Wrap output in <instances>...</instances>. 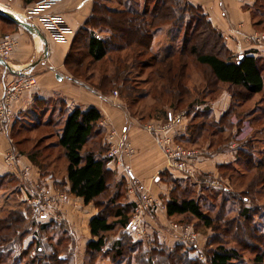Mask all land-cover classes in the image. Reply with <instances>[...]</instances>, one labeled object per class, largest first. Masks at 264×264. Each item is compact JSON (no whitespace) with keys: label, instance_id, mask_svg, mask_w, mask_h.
<instances>
[{"label":"rangeland","instance_id":"1","mask_svg":"<svg viewBox=\"0 0 264 264\" xmlns=\"http://www.w3.org/2000/svg\"><path fill=\"white\" fill-rule=\"evenodd\" d=\"M42 1L0 0V7L11 12L16 11L19 13L21 11L24 17H18L31 24L32 18L30 15L39 16L38 14L40 13H36L35 10ZM145 1L93 0V9L100 4H104L111 9H120L122 8L121 5L125 3L139 4L141 8ZM256 15H258V12H256ZM19 30L27 34L24 29L0 19V44H3L7 39H13L15 43L11 52L6 55V62H12L13 56L16 54L18 47H20ZM100 30L103 29H95L94 34L102 38L105 36L106 29L103 30L104 33H101ZM153 36L154 46L152 52L146 55H138L139 51L135 49L134 56L130 52L122 54L111 53L101 62L94 63L90 60H84L85 65L82 66L83 68L81 67L83 69L81 72L83 78L78 80L71 79V82L90 91L91 85H99L105 75L113 76L116 68L122 69L123 78L127 76L128 81L124 83V80H120L119 83L121 85L117 86L105 98H113L120 101L125 117L140 119L144 123L143 129L152 122L163 123L165 121V113L173 111L171 109H175L174 112H183L184 114L187 111L192 112L193 108L190 110L189 107L194 101L195 104L196 101L198 103L203 102L208 109L214 106L212 111L209 109L211 112L209 117L206 116L205 118L202 113L201 117L196 119L195 122L199 124L205 123L208 126L211 124V120L214 119L216 121L215 118H219L225 112L230 110L233 113L230 130H221L220 127L215 129L206 128L194 139V143L181 142V145L186 149L195 150L199 153L198 159L192 165L194 169L192 175H184L186 179L180 180L176 176L177 173H181L168 168V171L164 172L167 174L163 179L161 178L164 175L163 172L157 177L163 181L159 182L161 187L169 184L166 187L169 190L168 195L173 190L174 184L181 190L187 188L189 192L187 196L198 201L202 213L212 220L213 226L208 228L204 222L189 215L169 219L166 211L162 212L160 210L158 214L148 216L143 226L145 231L141 234L126 231L121 233L118 228L116 231L106 235L109 249L113 243L119 240L124 244L123 249L120 250L122 251L121 256L117 257L115 250L112 256V250L109 251L108 249L107 255H101L95 260L88 257L83 249L84 243L91 237L87 229L89 228V226L87 227L88 214L81 212L85 208L88 210V208L82 201L77 204V199L71 196L65 188L64 180L67 163L63 150L56 147L58 135L71 109H65L58 100V102L47 103L45 107L37 108L38 111L45 110L43 116H39V114L38 117L34 113L35 118L29 117V114L28 119H19L17 121L18 125L16 124L18 129L16 128L12 131L10 136L12 146L21 155L28 157L32 150L43 152L41 161H43L44 169H42V172L52 175L61 184L58 188V191H60L58 200L54 201V198L49 197L48 201L50 202L41 201L40 205L42 208L38 213L35 212L33 203H30L31 205L28 206L29 208L25 213L30 223H36L37 226H47V232L42 231V236H38V228L35 227L32 233L28 234L23 241L18 237L15 242L11 243V246L1 248L0 264H172L173 261L176 264H185L184 260H173L174 257L168 254L169 252H175L176 248L183 249V253L186 250L188 252L187 259L199 264H208L207 260L212 251L220 246L236 252L238 257L233 264H264V259H262V262L257 259L259 256H264L263 95H257L252 100L247 101L246 94L243 91L221 84L218 86L217 93L211 95L207 90L213 86L212 81L209 82V77H206L201 70L189 61L188 69L185 73L187 76L183 81L182 79L180 81L187 85L192 92L195 90L194 94L191 93V96H188L190 98H186L184 101H179L178 97L169 96L170 84L168 75L166 74L164 78L156 75L155 68L157 69L159 65L153 57L159 61L179 52L184 40V32L179 28L168 26L155 30ZM87 38V35L80 37L77 39L76 45L73 46L72 56L74 57L72 59L75 60L71 62L72 66H70L73 69L77 68L76 61L86 56ZM41 45L39 44V46ZM43 53L44 46L42 45L41 61H48L49 58L45 59ZM120 57L122 60H120ZM136 57L138 58L136 59ZM178 58L179 56L176 55L174 60ZM235 58L238 57H233V59ZM147 61L154 64V66L146 69L141 68L140 63ZM177 61L175 66L180 70ZM125 62L128 68H125L126 66L123 64ZM134 62L136 63L135 65ZM0 68L3 71H9L2 65H0ZM11 68L15 70L14 67ZM262 70L264 77V66ZM28 77L30 76H15L9 86ZM132 87L135 88V94L131 92ZM90 92L100 95V93ZM129 93H132L131 97H129ZM202 94L205 97L201 96ZM233 94L237 96V98L233 96L235 101L231 96ZM228 96L230 97V105ZM134 99L136 100L135 105L132 103ZM199 111L202 112V110ZM10 114H8L6 119L10 117ZM38 118L41 120L40 123L43 127H38ZM191 120H188L186 116L188 124L191 123ZM46 122H51V125H44ZM241 123L244 124L243 131L240 128L242 126ZM122 133H125L134 148L126 132L123 131L120 134ZM245 141L248 142L246 146H244ZM239 147H246V160H239L238 155L235 153ZM88 149L90 148L87 147L86 151ZM16 159L17 156L12 153L6 156L5 163L14 167L16 166ZM216 164L225 165L219 169L217 176L215 175ZM26 174L28 172L24 175ZM116 177L118 178V176ZM204 177H206L207 184L202 183ZM6 180L0 183V219L8 218L13 214L14 210L24 207L23 196L15 190V187L18 189L19 186L13 184L12 180H9L10 184H8L9 181ZM179 182H181V185H178ZM159 186L154 188L156 193L152 190L147 191L158 199L161 205L166 207L168 197H165L164 192L158 190V188H161ZM116 187L113 186L108 192L109 198L114 197L116 201L124 203L129 200L132 204H135L139 192L135 195L131 194L128 184L126 186L121 185L120 188H118L119 186ZM224 188H226V191H224ZM118 191L120 194L118 193L119 195L116 198L114 194ZM46 196L49 195L46 193ZM69 199L73 201L69 202ZM58 201L61 202V206ZM47 204L51 205L48 206ZM57 205L60 207H57ZM89 207L94 210L95 205L90 204ZM108 214L113 215L114 210L109 209ZM130 215V220H134L136 216L135 208L130 212ZM172 225H177L180 229L176 231L172 228ZM56 227H63V229L55 231ZM70 235L72 236L71 239ZM91 239L93 238L91 237ZM33 243H35V246L31 245ZM136 245L139 246L137 250L134 248ZM155 251L163 253V255H153L152 252ZM107 256L109 257L107 258Z\"/></svg>","mask_w":264,"mask_h":264},{"label":"trees","instance_id":"2","mask_svg":"<svg viewBox=\"0 0 264 264\" xmlns=\"http://www.w3.org/2000/svg\"><path fill=\"white\" fill-rule=\"evenodd\" d=\"M134 5L125 3L121 5L122 8L120 9H111L104 4L94 7L85 27L77 32L66 59V68L72 79L78 80L83 78L81 72L83 70L82 66L85 65L84 60H90L94 63L101 62L111 53L122 54L130 52L134 56L135 49H138V55H146L152 52L154 31L169 26L179 28L181 31L183 30L184 40L181 49L176 54L159 61L153 57L159 65L157 69L155 68L156 75L162 78L166 74L168 75V81L171 86H169V96L173 98L178 97L179 101H184L186 98H190L188 96H191V93L194 94L195 90L192 92L187 85L180 81L186 78L187 74L185 73L188 69V62L191 61L206 77H209V82L212 81L213 86H209V91L206 89L211 95L217 93L218 86L221 84L243 91L246 94L247 101L252 100L260 94L264 98V77L262 70L264 60L247 55L233 59L235 56L227 48L222 33L212 26L208 16L201 7L192 5L188 0H146L141 8L139 4ZM255 8V12H258V14L264 11V0H258ZM95 29H106L105 33L103 30H100L105 36L96 39V35L94 34ZM84 35L88 37L86 40V56L78 59L76 61L77 68L73 69L70 67L72 66L71 62L75 60L72 59L74 57L72 56L73 46L76 45L77 39ZM176 55L179 56L178 61L174 60ZM120 60H122L121 57ZM176 61L180 70L175 66ZM126 62L123 64L126 66L125 68H128ZM140 65L141 68L145 69L154 66V64L148 61L141 62ZM114 72L113 76L105 75L99 85L92 84L91 89L89 88L90 91L100 93L105 98L117 86L121 85L119 83L120 80H124V83L128 81L127 76L123 78L124 73L122 69L116 68ZM134 89L132 87L131 92L135 94ZM132 93H129V97H131ZM201 96H204V94ZM231 96L235 101L233 96L235 98L237 96L234 94ZM234 101L232 102L234 103ZM135 102L136 100L134 99L132 103L135 105ZM200 105L205 106L202 112L197 108ZM61 106L65 107L64 103H61ZM206 107L207 105L203 104V102L198 103L196 101L195 104L194 101L191 103V107L189 108L190 110L193 108V111H187L185 114L188 119L192 120L186 128L184 137L178 140L180 144L183 141L187 143L195 141L194 139L206 128L215 129L220 127L221 130L231 129V116H233V113L230 110L225 112L219 121L211 120V124L208 126L205 123H196V119L201 117L202 113L205 118L206 116H210V108ZM171 110L175 111V109ZM44 111L37 110V116L39 114V116H43ZM166 115L167 112L165 113V119ZM103 118L102 113L95 107L88 109H82L81 107L73 108L65 118L56 144L57 148L63 150L67 163L66 174L68 182L64 184L65 188L71 196L83 200L84 205L93 204L97 210L96 216L89 222L90 235L93 239L87 244L85 252L88 257L94 258V260L101 255H107L109 244L107 246L106 235L116 231L118 228L121 233H124L125 226L131 219L130 212L135 208V204H132L129 200L124 203L116 201L114 197L109 198L108 192H110L113 186L115 188L119 186L118 188H120L121 185L126 186L128 182L125 179H118L116 172L107 167V155L110 150V144L107 140H104V131L99 126ZM38 121V127H43L40 123L41 120L39 119ZM44 125L50 126L51 122H46ZM241 125L240 128L243 127L242 123ZM16 128L17 126L13 128V131ZM246 143L248 142L245 141L244 146H246ZM87 147L90 148L88 151H86ZM246 151V147H239L235 151L239 160H246ZM28 158L39 168L42 175H47L42 172V169H44L43 161H41L43 152L32 150ZM224 166V164L219 166L218 171ZM163 174L162 179L167 173L163 172ZM161 178L158 179L163 182ZM6 179L8 181L12 180L13 184L14 182L17 183L12 177L2 178L0 179V183ZM217 179L220 178L217 177ZM202 183L207 184L206 177L202 179ZM8 184H10V181ZM60 185L58 184V186ZM178 185H181V182ZM224 191H226V188H224ZM118 193L120 194L119 191L114 194L116 198L119 195ZM187 194H189L187 188L181 190L174 184L173 190L170 191L166 202L167 217L173 219L189 215L204 222L208 228L212 227V220L202 213L198 201L188 197ZM28 208V206L24 205L23 208L14 210L10 217L0 219V249L11 246V243L15 242L18 237L23 241L28 234L32 233L35 227L38 228V236H42V231L47 232V226H37L36 223H30L25 214ZM109 209L114 210L113 215L108 214ZM55 229V231H61L63 227H56ZM66 236L68 237V235ZM69 237L70 239L72 238L71 235ZM31 245L35 246V243ZM123 247L124 244L119 240L111 245L109 251L112 250L113 256V251L115 250L118 257L121 256L122 251L120 250ZM134 248L137 250L139 246L136 245ZM182 251L183 249L176 248L175 252H169L168 254L174 257L173 260H184L185 264H199L187 259L188 252L184 250L185 253H183ZM152 254L163 255V253L157 251L152 252ZM237 257L238 255L235 251L227 250L220 246L212 251L207 261L208 264H233ZM257 259L262 262L264 256H259ZM172 264L176 263L173 261Z\"/></svg>","mask_w":264,"mask_h":264},{"label":"crops","instance_id":"3","mask_svg":"<svg viewBox=\"0 0 264 264\" xmlns=\"http://www.w3.org/2000/svg\"><path fill=\"white\" fill-rule=\"evenodd\" d=\"M45 1L47 0H43L40 4ZM188 1L204 10L212 26L222 33L226 46L233 56L241 57L247 55L264 60V45L256 40L258 35L264 34V11H262L261 15H256L255 12L258 0ZM93 4V0H63L38 14L39 16L30 15L32 18L31 24L36 25L47 40L49 49L48 61H40L35 67H30V65L40 60L42 45L39 46L41 43L38 39L27 32L25 34L22 30H19L20 47H18L16 54L13 56L12 62L7 61L11 67L15 68L14 71H17L18 75H14L10 71H3L0 68V97L15 76L28 75L37 78V86L23 93L12 104L10 108L11 114L9 112L10 117L6 119L2 132H0V179L12 177L17 182H14V184H17L19 188L15 187V190L23 196V203L26 206L33 203L34 208V201L39 199L38 196L43 197L47 202H50L48 201L49 197L54 198V201L58 200L60 193L58 191L59 183L52 175H42L39 168L28 157L18 153L12 146L10 136L19 119H28L30 116L34 118V113L37 112L36 109L45 107L49 102L59 100L64 103L66 109L70 108L71 110L75 107H81L82 109L97 108L104 117L100 127L104 131V140H107L109 144L111 140L113 143L116 142L117 135L121 132H126L136 153L132 158L125 159L122 166L112 169L116 172L118 179L123 178L128 182L125 171L130 169L136 175L139 187L156 193L154 188L160 185V181L157 178L158 175L168 171L169 168L167 160L160 151L155 139L143 129L144 123L140 119L126 118L120 101L113 98H103L86 90L85 87L78 84L74 85L71 82L72 77L66 68V59L77 32L84 28L91 16ZM12 13L17 16L24 15L21 11L19 13L13 11ZM228 102L230 105V97ZM213 107L210 108L211 111ZM197 108L203 111L205 106L200 105ZM221 117L215 118L216 121H219ZM187 125L188 122L182 128L183 131L178 136V140L184 137ZM113 132H116L114 138H112ZM12 153L17 156L16 166L14 167L5 163L6 156ZM221 165L223 164H216V176L218 175V167ZM27 170L28 174L26 175L29 176L25 178L24 174L27 173ZM182 174L177 173L176 177L180 180L186 179L185 174ZM64 182H68L67 174ZM163 186L161 187L160 185L159 187L161 188H158V190L164 192L165 197H168L169 190L166 188L167 185ZM45 192L49 196H46ZM76 199L77 204L80 201L83 202L79 198ZM71 201L73 200L69 199V202ZM58 203L60 206L62 205L61 202L58 201ZM60 206L57 205V207ZM86 207L88 210L85 208L81 212L88 214V227L90 220L96 216L97 210L95 208L94 210L91 209L89 205ZM87 229L90 235V230L89 228ZM90 241H92L91 237L84 243V252H86V246Z\"/></svg>","mask_w":264,"mask_h":264},{"label":"built area","instance_id":"4","mask_svg":"<svg viewBox=\"0 0 264 264\" xmlns=\"http://www.w3.org/2000/svg\"><path fill=\"white\" fill-rule=\"evenodd\" d=\"M62 1L63 0H47L38 5L35 12L42 13ZM95 38L99 39V36L96 35ZM256 40L264 45V34L258 35ZM14 44L13 39H7L3 44H0V58L5 60V58H7L6 55L11 52ZM36 86L37 78L30 76L25 80L11 84L3 92L0 98V132H2V128L4 126V122L6 121V117L10 112L11 105L16 99H18L19 96ZM115 95H117V93H115ZM185 121L186 115L183 112L169 111L163 123L152 122L147 124L144 130L154 137L158 147L167 160L169 169L190 176L194 173L192 165L196 159H198L199 153L195 150L186 149L177 142L178 136L181 135L182 128L186 125ZM115 136L116 133H113L112 138ZM110 142V150L107 155V167L110 169L122 166L124 160L133 156L135 153V150L128 141L125 133L117 135L116 142L113 143L112 140ZM125 175L129 183L128 186L130 193L135 195L139 192L138 198L135 200L136 216L134 220H130L127 223L125 231L129 233L141 234L145 231L143 226L145 221L148 219V216L158 214V211L160 210L164 212L166 211V207L161 205L159 200L154 198L146 189L139 187V182L132 170H126ZM24 177L26 178V175H24ZM38 197L39 199L34 201V210L36 213L41 211V201H46L43 197ZM47 205L50 206L51 204ZM172 228L176 231L180 229L177 225H172Z\"/></svg>","mask_w":264,"mask_h":264},{"label":"water","instance_id":"5","mask_svg":"<svg viewBox=\"0 0 264 264\" xmlns=\"http://www.w3.org/2000/svg\"><path fill=\"white\" fill-rule=\"evenodd\" d=\"M0 18L17 25L18 27L24 29L28 34H30L34 38L38 39L39 42L44 46V53H43L44 58L45 59L48 58L49 52H48L47 40L36 25L25 22L23 19L19 18L17 15L13 14L12 12L8 10H5L2 7H0ZM40 61H41V58L36 63H33L32 65H30V67H35ZM0 65L6 67L14 75H18L17 71L12 70L11 66L2 58H0ZM59 79L61 78L59 77Z\"/></svg>","mask_w":264,"mask_h":264}]
</instances>
